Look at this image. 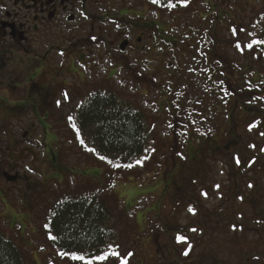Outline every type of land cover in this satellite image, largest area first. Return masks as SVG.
<instances>
[{"label":"rangeland","instance_id":"obj_1","mask_svg":"<svg viewBox=\"0 0 264 264\" xmlns=\"http://www.w3.org/2000/svg\"><path fill=\"white\" fill-rule=\"evenodd\" d=\"M95 3L98 18L107 14L160 21L168 40L177 43L175 54H183L188 46L198 51L205 45L223 53L230 63L228 73L234 75L232 80L239 82V88L247 85L245 81L257 82L258 75L264 81V0ZM254 10H259L258 18ZM94 26L105 30L111 25L106 21ZM130 84L125 89L116 78L113 99L142 114L146 129L142 152L120 161L102 160L93 148L90 132L80 128L79 93L78 99L72 97L73 104L62 109L66 118H58L59 109L57 113L51 110L47 123L51 131L38 143L37 172L18 165L19 175L36 183L28 190L22 178L21 186L15 187L14 203L4 193L0 195L5 203L0 205V233L19 247L27 264H76L68 261V255L62 256L50 238L51 210L70 198L96 194L110 208L111 219L106 245L97 256L107 259L96 257L94 264H242L243 257L251 258V251L260 248L261 232L256 227L260 212L264 213V125L252 129L240 120L235 136L232 133L228 141V133L223 132L231 112L226 109L221 118L223 106L215 103L213 91L208 99L205 92H198L196 101L181 86L172 89L166 83L156 93ZM256 103L264 111V99ZM240 116L237 113L235 118ZM205 118L215 121L216 133L205 136L206 143L192 141ZM237 139L236 150H229L228 144ZM206 151L211 155L203 158ZM234 153L257 156L258 166L235 176L236 170L231 168ZM255 191L252 199L250 192ZM176 232L190 243L177 244Z\"/></svg>","mask_w":264,"mask_h":264},{"label":"flooded vegetation","instance_id":"obj_2","mask_svg":"<svg viewBox=\"0 0 264 264\" xmlns=\"http://www.w3.org/2000/svg\"><path fill=\"white\" fill-rule=\"evenodd\" d=\"M95 5V0H0V195L4 193L11 203L22 178L28 190L36 183L19 175L18 165L37 172L38 143L51 131L47 124L51 110L59 109L58 118H66L62 109L79 93L81 112L112 103L116 78L125 89L130 82L143 92L158 93L166 83L172 89L181 86L196 101L198 92H205L208 99L212 91L227 90L228 60L223 53L205 45L175 54L177 43L168 40L160 21L107 14L98 18ZM255 11L258 18L259 10ZM106 21L111 26L105 30L94 26ZM225 97H221L222 119ZM210 123L204 119L209 132ZM4 204L0 196V205ZM102 249L60 252L70 263L81 264L71 256L93 261Z\"/></svg>","mask_w":264,"mask_h":264},{"label":"trees","instance_id":"obj_3","mask_svg":"<svg viewBox=\"0 0 264 264\" xmlns=\"http://www.w3.org/2000/svg\"><path fill=\"white\" fill-rule=\"evenodd\" d=\"M176 1L180 0H158V2L162 4ZM234 43L237 44L236 42ZM228 66H230L229 61ZM233 76L234 75H231V73H228L227 90L225 93L220 91L213 92L214 100L217 105L221 103V97L226 94V109L227 112L230 110L231 115L229 116L230 122L223 132V135L228 133V141L230 139L229 137L235 134L236 127L241 121L246 127L250 126L252 129L256 124H258L259 127L264 125V111L256 103L257 99H264V81L262 77L259 80L260 75H258V81L255 83H248V81H245L247 85L239 88L237 87L239 82L232 80ZM246 76L250 77V75ZM246 76L243 77L245 78ZM237 113L241 114L239 120L235 118ZM143 119L142 114L139 112H134L127 106L117 104L114 100L110 104L102 102L94 107H85L80 112L78 120H80V123L83 125L80 126L82 131H89L93 137V148L99 156L112 161H120V159L131 158L142 152L146 136L144 135L146 129L143 125ZM199 124L200 122L197 124V127H199ZM210 125H212V127L209 132L205 129L204 122L201 123V126L195 130L197 136L194 137L192 141L197 142L199 139H202L204 143H206V138L217 131L215 121H211ZM232 133L233 135H231ZM244 137L245 136H243V138ZM238 141L237 139L234 143H229L228 145L231 147H228V149L230 150L233 148L236 150ZM249 142L252 141L247 137L246 144L251 147ZM210 155L211 154H208V151H206V153L201 156L207 158ZM237 160H239V163H237ZM232 161L234 166L231 168L236 170L235 176L241 172H246L254 165L258 166L257 162H259L257 156L247 158L238 153L232 154ZM261 165L262 164H260V166ZM252 184H254V182ZM252 187L251 185L250 189H253ZM247 188H249V184ZM256 192L257 191L250 192L252 193V196H250L252 199ZM237 196L240 195L237 194ZM70 199L69 201H62L51 210L52 236H55L57 239L54 240L56 246H58L60 250H66V252L68 250L69 253L87 254L94 251L97 252L106 245L105 237L108 232L107 224L111 219L110 208L104 201L98 200L96 194L80 195L79 197ZM262 209L264 210V207H262ZM260 215V221L258 220V226L256 227V230L261 232L258 234L260 237V248L258 252L251 251V258L243 257L242 264H264V249H262L264 246L263 211L260 212ZM181 234L175 235L176 241L178 239L177 244H183L184 240L179 239ZM185 241L190 243L188 240ZM0 264H27L19 247L1 233Z\"/></svg>","mask_w":264,"mask_h":264},{"label":"snow or ice","instance_id":"obj_4","mask_svg":"<svg viewBox=\"0 0 264 264\" xmlns=\"http://www.w3.org/2000/svg\"><path fill=\"white\" fill-rule=\"evenodd\" d=\"M152 2H153V3H158V0H152ZM173 6H174V5H169V7H173ZM237 47H240V45H237ZM90 151H92V150L90 149ZM100 158H101L102 160L104 159V157H100ZM110 163H111V162H110ZM237 163H239V160H237ZM117 167H119V165H117ZM124 167H131V165H125ZM249 187H251V185H249ZM190 211H191V209H190ZM45 227H47V225H46ZM192 231H196V229H192ZM50 238L53 239V240L56 239L55 236H51ZM179 239H181V240H185V238H183V237H180ZM61 255L64 256V255H67V254H66V253H61ZM184 255H188V252L185 251V252H184ZM71 259H73V260L85 261V264H92V261H90V260L86 261V260H85V257L82 256V255H75V254H73V255L71 256ZM97 259L103 261V260L107 259V256H106V255H101V256L97 257ZM124 264H127V261H125Z\"/></svg>","mask_w":264,"mask_h":264}]
</instances>
